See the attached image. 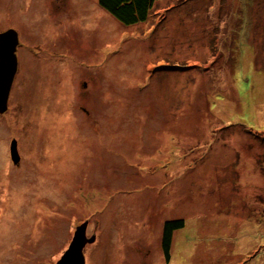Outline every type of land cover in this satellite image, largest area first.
<instances>
[{"label": "rangeland", "instance_id": "obj_1", "mask_svg": "<svg viewBox=\"0 0 264 264\" xmlns=\"http://www.w3.org/2000/svg\"><path fill=\"white\" fill-rule=\"evenodd\" d=\"M9 29L0 264H57L83 224L85 264H264V0H161L132 26L0 0Z\"/></svg>", "mask_w": 264, "mask_h": 264}, {"label": "water", "instance_id": "obj_2", "mask_svg": "<svg viewBox=\"0 0 264 264\" xmlns=\"http://www.w3.org/2000/svg\"><path fill=\"white\" fill-rule=\"evenodd\" d=\"M19 46V35L16 30L9 29L0 33V114L8 110L9 98L18 72L17 49ZM11 158L15 165L20 162L17 140L11 143ZM87 224L76 228L73 240L57 264H85L84 247L86 239Z\"/></svg>", "mask_w": 264, "mask_h": 264}, {"label": "trees", "instance_id": "obj_3", "mask_svg": "<svg viewBox=\"0 0 264 264\" xmlns=\"http://www.w3.org/2000/svg\"><path fill=\"white\" fill-rule=\"evenodd\" d=\"M101 9L125 26H132L149 20L157 2L161 0H97ZM264 137V135H263ZM264 140V138H262ZM184 227L183 220L167 222L163 249L166 259L170 258L172 236L176 230Z\"/></svg>", "mask_w": 264, "mask_h": 264}, {"label": "bare ground", "instance_id": "obj_4", "mask_svg": "<svg viewBox=\"0 0 264 264\" xmlns=\"http://www.w3.org/2000/svg\"><path fill=\"white\" fill-rule=\"evenodd\" d=\"M261 116V115H260Z\"/></svg>", "mask_w": 264, "mask_h": 264}]
</instances>
